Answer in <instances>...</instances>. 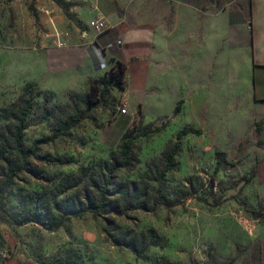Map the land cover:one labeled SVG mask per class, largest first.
Masks as SVG:
<instances>
[{
    "label": "rangeland",
    "instance_id": "obj_1",
    "mask_svg": "<svg viewBox=\"0 0 264 264\" xmlns=\"http://www.w3.org/2000/svg\"><path fill=\"white\" fill-rule=\"evenodd\" d=\"M207 1L199 0L202 13L193 15L188 25L201 32L200 41L188 47L187 62L180 64L182 77L166 80L157 101L147 89L132 95L124 85L111 87L104 101L93 106L88 98L98 91L91 84L110 75L117 62L86 79L84 86L80 82L76 90L52 89L41 44L52 45L53 3L0 0V127L6 122L1 108L18 101L27 83L34 88L23 137L27 145L50 134L58 118L72 114L74 102L89 111V117L75 124L68 135L40 145L38 154L43 157L31 164L45 174L43 179L20 172L0 196V264H264V180L254 177L251 154L245 155L241 145L252 121L248 3L233 0L235 23L230 39L223 22L218 34L207 33ZM54 2L61 7V0ZM226 2L219 0V9ZM164 67L174 73L175 64ZM44 96L50 97L47 106ZM179 100V112L174 114ZM119 103L125 113L118 111ZM163 123L160 131L133 140L131 164L118 169L113 179V184L135 181L138 191L133 196L144 202L142 208L108 212L105 217L92 213L68 217L58 227L34 221L19 225L9 219L28 214L36 205L46 211L54 197L81 192V187L66 189L81 167L118 154L126 131L134 134ZM185 126L200 133L179 140L175 166L160 177L164 154ZM218 150L234 165H221L213 173ZM109 198L120 202L122 197ZM105 226L112 237L132 240L145 247L144 252L138 256L114 245Z\"/></svg>",
    "mask_w": 264,
    "mask_h": 264
},
{
    "label": "crops",
    "instance_id": "obj_2",
    "mask_svg": "<svg viewBox=\"0 0 264 264\" xmlns=\"http://www.w3.org/2000/svg\"><path fill=\"white\" fill-rule=\"evenodd\" d=\"M218 1H207V33L218 34L223 22L222 29L226 28L232 39L234 2L227 0L226 7L219 9ZM51 2L56 11L51 17L52 29L68 33L64 47L41 44L52 89L76 90L80 82L84 86L86 79L121 61L126 64L125 91L134 95L147 89L148 96L157 101L166 80L182 77L187 49L196 46L202 35L188 27L193 15L202 13L199 0H61V7ZM247 3L252 121L241 145L245 155L251 154L254 177L264 180V0ZM98 13L107 23L102 32H95L90 25ZM166 63L175 64L174 73L166 71Z\"/></svg>",
    "mask_w": 264,
    "mask_h": 264
},
{
    "label": "trees",
    "instance_id": "obj_3",
    "mask_svg": "<svg viewBox=\"0 0 264 264\" xmlns=\"http://www.w3.org/2000/svg\"><path fill=\"white\" fill-rule=\"evenodd\" d=\"M118 66L110 75L97 78L95 84H91L94 89L97 87V96H90L88 102L90 105H97L104 101L105 96L109 93L111 87L123 88L124 77L126 72V64L119 61ZM33 92L34 88L31 83H27L23 88L22 95L18 101L10 104L8 107L1 108L4 112L3 117L6 122L0 127V196L10 185L12 179L20 172H30L37 178H44L45 174L40 169L33 167L31 160L42 159L43 154H38L40 145L48 143L61 135H68L70 129L84 118L89 117L88 108L80 109L75 102L72 105V114L66 118H58L50 134L42 135L35 138L31 145H27L24 140V131L28 126V115L33 109ZM74 95L70 96L73 102ZM50 101L49 96H44V104L47 106ZM179 100L173 108V113L179 112ZM51 114H44L50 116ZM165 127V124L157 126H148L141 132L129 134L126 131L123 135V143L120 145L118 154H110L107 160L94 163L90 166H83L80 169L78 176H74L73 182L66 185V189L71 187H81V192H73L65 194L61 198L54 197L52 203L45 207L46 211L40 209V206L33 207L28 214L21 217L11 216L9 219L19 225L26 224L28 221H34L41 224H52L58 227L68 217H81L87 213L93 215L104 216L108 212L122 214L125 211L142 208L144 202L137 196H133L134 192L138 191L137 183L131 181L129 183L119 182L113 184L115 172L131 164L130 156L131 145L133 140L138 136H147L153 132L160 131ZM198 134L199 129L185 126L177 131L176 141L173 143L172 149L164 154L165 166L161 171L162 177L167 171L175 166V156L179 148V140L187 134ZM216 163L213 173H216L221 165H234L227 159L225 152H215ZM113 184V186H112ZM161 188H158V191ZM120 195V202H114L109 196ZM157 201L153 202V207ZM1 209V207H0ZM1 217V214H0ZM105 217V216H104ZM106 235L116 246H123L131 250L136 255H141L145 247L137 246L134 241H119L112 237L104 227Z\"/></svg>",
    "mask_w": 264,
    "mask_h": 264
},
{
    "label": "built area",
    "instance_id": "obj_4",
    "mask_svg": "<svg viewBox=\"0 0 264 264\" xmlns=\"http://www.w3.org/2000/svg\"><path fill=\"white\" fill-rule=\"evenodd\" d=\"M91 27L95 32H102L107 28V23L104 20L103 16L100 15V13L97 14V16L94 18V20L91 21ZM52 43L54 46L57 47H64L68 43V33L67 32H59L55 31V33L52 36ZM118 111L121 113L126 112V108L122 103L118 104Z\"/></svg>",
    "mask_w": 264,
    "mask_h": 264
}]
</instances>
